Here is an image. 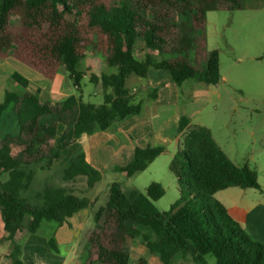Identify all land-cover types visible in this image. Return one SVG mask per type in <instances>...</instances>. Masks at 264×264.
<instances>
[{
	"label": "trees",
	"instance_id": "obj_1",
	"mask_svg": "<svg viewBox=\"0 0 264 264\" xmlns=\"http://www.w3.org/2000/svg\"><path fill=\"white\" fill-rule=\"evenodd\" d=\"M243 1L0 0V56L12 55L47 77H54L63 66L76 89L56 102L42 101L39 90L24 95L7 90L0 103V117L13 107L19 125V132L0 135V176L8 174L0 181V214L5 229L2 241L10 243L11 264H25L19 240L22 234L38 232L43 220L63 223L93 204L86 196L53 185L37 192L42 205L27 201L22 194L31 187L35 175L29 166L44 162L50 167L61 149L83 134L106 130L113 122L140 113L142 102H136L127 86L131 74L146 77L150 68H158L168 70L178 85L189 79L218 84L219 50L205 51L206 14L221 8H241ZM201 30V35H196ZM139 40L146 49L141 56L137 54ZM90 45L103 54L107 65L117 68L110 73L90 74V80L104 88L101 104L83 99L86 72L80 63ZM193 48L205 53V67L190 59ZM13 79L24 88L29 86L30 81L20 73ZM150 95L154 97L156 90ZM59 123L73 130V136L55 148L52 140ZM188 123L183 117L180 131ZM164 151L163 146L137 149L133 159L117 169L132 176ZM169 168L186 196L168 210H159L155 203L166 192L159 182H152L144 192L136 188L126 192L118 181L111 184L106 203L95 212L86 264H129L130 254L121 245L126 236H141L147 250L163 264L189 252L198 264H205L207 254L215 256V264H264V242L255 239L215 196L229 187H260L256 172L237 165L203 125L188 130ZM79 176H86L91 188L102 179L101 171L83 152L75 154L63 172L65 181ZM138 226L149 228L150 233H143ZM49 244L58 251L55 237ZM138 264L147 261L141 257Z\"/></svg>",
	"mask_w": 264,
	"mask_h": 264
},
{
	"label": "rangeland",
	"instance_id": "obj_2",
	"mask_svg": "<svg viewBox=\"0 0 264 264\" xmlns=\"http://www.w3.org/2000/svg\"><path fill=\"white\" fill-rule=\"evenodd\" d=\"M15 19L21 20L20 17H15ZM44 28L46 29L47 25ZM201 33L202 30L198 31L196 35L200 36ZM204 33L206 35L205 51L219 50L220 82L209 86L204 84L203 86L206 87L200 88V90H191V85L197 80H186L181 86L173 81L170 72L168 74L171 82L180 91L179 110L185 112L190 118V129L198 125L208 127L223 150L237 165L249 167L256 172L260 187L244 189L233 187L228 189L236 195L238 192H245L247 200H255L264 195V0H244L242 7L238 9L221 8L208 11ZM141 53L137 49L139 56L142 55ZM189 57L200 67H205L204 52L200 53L197 48H193ZM80 69L87 74L82 81L84 101L96 104L103 103L104 88L101 83L92 82L89 78L90 74L101 75L103 72L117 71V68L107 65L103 54L93 45H90L84 50ZM32 70L37 74L40 73L43 76L41 79L50 80L53 78L45 76L27 64L25 67L20 66L18 68V71L28 78L33 75L37 77L36 73H32ZM60 71L65 72L63 66L60 67ZM4 73L7 77L5 79L0 77V95L6 93L7 90L18 95H24L27 92L35 93V84L24 88L10 77L9 69H5ZM131 76L128 78L127 86L131 89L134 86H139V91L136 90V94H138L136 102L140 99L144 101L152 99L150 92L141 88L146 78L135 74ZM71 85L74 88L72 83ZM173 119L172 112H168V124L164 128V132L171 141L168 144L170 149H173V139L178 134ZM117 121L120 122V120ZM16 132H19V125L13 107H10L0 117V135L5 136L7 133ZM69 132L70 130L66 128L64 133H61L62 139L69 137ZM185 136L186 133L181 134V140H184ZM105 158L106 160L103 162L105 168L101 172L102 179L92 188L88 186L86 176L65 181L63 177L64 167L58 165L48 170L47 165L41 168V163H33L29 166L35 171L32 185L22 195L27 201L42 205L43 199L37 196V192L43 190L47 185H53L67 187L80 197H92L94 205L89 206L92 218L78 238V243L82 244L84 240L90 244V225L95 224V212L106 203L109 188L114 181H118L126 192L134 188L144 192L149 184L159 182L166 191L155 202L161 211L170 209L178 198L182 195L186 196L185 193L181 192L180 183L169 168L170 152L163 153L148 168L133 176H128L126 173L116 171L113 168L112 165L118 163V159L106 155ZM7 178L8 174L4 173L0 176V181H5ZM225 192L228 194L229 191ZM215 196L217 197L216 194ZM228 197L227 195V199ZM230 202L231 200L228 199L227 203L232 210ZM28 221L29 217H26L25 224ZM49 224L55 223L44 221L41 230L38 232L39 236L50 233ZM138 227L143 233H150L149 228ZM24 243L25 240H20L22 246ZM121 245L133 255L130 264H138L139 256L147 250L141 236L135 238L126 236ZM145 257L148 258V255ZM204 260L205 264H215L216 261L212 254L204 255ZM172 264H198V260L192 252H189L177 255Z\"/></svg>",
	"mask_w": 264,
	"mask_h": 264
},
{
	"label": "crops",
	"instance_id": "obj_3",
	"mask_svg": "<svg viewBox=\"0 0 264 264\" xmlns=\"http://www.w3.org/2000/svg\"><path fill=\"white\" fill-rule=\"evenodd\" d=\"M137 49L142 52V55L146 53L143 40L138 41ZM25 65L24 62L12 55L0 56V77H4L3 79H5L7 75H4V70L9 69V75L13 79L15 73H20L18 68H20V66L25 67ZM168 72L169 71L166 69L150 68L148 75L143 77L146 78V81L142 83L141 88L148 90L150 93L156 90V95L147 101H144L143 99L139 100L142 102V111L140 113L130 115L120 120V122H113L106 130H99L91 134H83L80 138L70 142L67 146L62 148L60 156L54 160L50 167L46 168L49 170L58 165L65 168L75 154L83 152L86 160L101 172L105 168L103 165V162L106 160L105 155L107 157L118 159V163L112 166L116 171H119L117 167L128 164L133 159L137 149L156 146H163L165 148L163 153L170 152L172 159L178 149L179 142L181 141V134L188 132L191 128V123L190 118L185 112L179 110L180 91L176 88L175 84L171 82L172 80L170 79ZM32 73L36 72L32 70ZM35 75H37V77H34V75L30 78L25 77L30 81L29 86L35 84L34 90H39V97L42 101H60L76 91L75 86L73 85L74 88L72 87V81L64 71H59L50 80H47V78L41 79L43 76L40 73H36ZM85 76H87V74H85ZM204 84L208 86L215 85L197 80V82L193 83L190 88H192L191 90H200V88L206 87L203 86ZM129 89L132 93H135V100L137 101L138 94H136V90L139 91V86H134L132 89ZM4 98L5 93L0 95V103L4 101ZM168 112H172L174 118L173 123H175V128L178 130V134L175 135L173 139V149H170L168 146L171 141L168 135L164 132V128L168 124ZM183 117H187L189 123L183 131H180L179 127ZM65 129L66 126L64 124L59 123L57 125V133L52 140L55 148H58L65 140L72 138L73 130H70L69 137L67 136L62 139L61 133H64ZM159 156H157L150 164H152ZM40 163L41 168H43L44 163ZM231 188L233 187L218 191L216 193L217 198L227 207L230 214L255 239L264 242V195L255 200L249 201V199L247 200L245 198L247 196L245 192H238L236 195L232 190H228ZM225 191H229L227 192L228 194H225ZM227 195L229 196L228 199L231 200L230 203L232 204V210L228 205L229 203H227ZM86 197L94 202L92 197ZM92 205L94 204L89 206ZM89 206L84 207L74 215L67 217L63 223H58L53 220H43L38 232L41 230L44 221L55 223L53 225L49 224V234L44 236H39L38 232L22 234L19 237V240H25V243L22 246V260L24 263L86 264L91 246L86 240L83 241V244L78 243V238L83 229L89 224V220L92 218V212L89 210ZM90 226L89 233H91L95 224ZM4 234V222L0 214V264H11L9 258L10 243L8 241H2ZM51 237H55L58 251L51 248L49 244V239ZM124 249L129 252L131 261V259H133L132 253L127 248ZM145 255H148V258H146ZM141 257L146 259L147 264H163L157 255L150 253L148 250L140 255L139 259ZM175 258L176 256L170 264L173 263ZM93 264L101 263L94 261Z\"/></svg>",
	"mask_w": 264,
	"mask_h": 264
}]
</instances>
